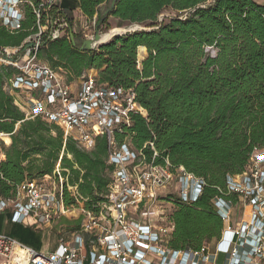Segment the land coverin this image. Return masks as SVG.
Segmentation results:
<instances>
[{
  "label": "trees",
  "instance_id": "obj_1",
  "mask_svg": "<svg viewBox=\"0 0 264 264\" xmlns=\"http://www.w3.org/2000/svg\"><path fill=\"white\" fill-rule=\"evenodd\" d=\"M111 2L59 0L54 8L65 17L76 39L74 11L87 21L97 16L96 27L112 17L121 24L144 25L148 31L113 37L90 52H80L62 37L42 45L37 60L60 71L66 84L95 70L99 83L134 92L146 117L132 114L130 124L114 133V141L143 150L148 162L156 152L155 165L167 161L172 169L183 167L204 181L194 203L166 198L173 206L168 215L173 225L168 247L199 250L221 235L222 222L213 200L226 198L219 190H224L227 176L240 174L251 155L264 150V3L114 0L111 7ZM166 9L174 15L158 22ZM35 33V18L26 14L20 31L11 34L0 27V49L19 47ZM139 47L147 52L140 63ZM207 48L215 50L213 57ZM16 73L12 66L0 65V133L10 138V144L0 149L4 155L0 196L11 197L26 180L55 177L58 181L60 177L66 209L82 204L84 211L97 213L114 171L108 164L106 137H97L94 149L87 152L73 139L65 140L63 132L46 120H26L4 90ZM57 164L59 175L55 174ZM68 187L75 188V196ZM0 233L41 251V233L11 223L6 214L0 215Z\"/></svg>",
  "mask_w": 264,
  "mask_h": 264
},
{
  "label": "built area",
  "instance_id": "obj_2",
  "mask_svg": "<svg viewBox=\"0 0 264 264\" xmlns=\"http://www.w3.org/2000/svg\"><path fill=\"white\" fill-rule=\"evenodd\" d=\"M58 1L0 0L1 28L11 34L20 31L29 13L36 25V33L19 47L0 49L1 55L12 60L0 57V65L17 70L4 90L26 120H46L83 151L93 150L96 138L105 136L108 164L114 166L112 181L99 211L81 209L78 231L52 251H36L0 233V264H264V150L255 151L240 174L227 176L224 190H219L226 198L213 200L222 222L219 239L199 250L170 249L173 225L168 216L157 212L159 190L175 180L176 199L191 204L201 196L205 183L183 167L172 169L167 161L155 165L156 152L148 162L143 150L114 141V133L130 124L132 114L146 117L132 90L110 88L88 73L78 78V87L73 89L60 71L37 60L42 45L62 37L68 40V23L54 8ZM26 44L33 47L25 49ZM205 51L215 55L212 48ZM6 139L10 144L9 135L0 133V141L8 146ZM55 174L59 175V164ZM47 180L53 181L50 186L45 185ZM62 183L60 177L58 181L55 177L26 180L11 197L0 196V215L7 214L11 223L35 230L48 226L69 212L62 201ZM67 190L76 195L74 187Z\"/></svg>",
  "mask_w": 264,
  "mask_h": 264
},
{
  "label": "rangeland",
  "instance_id": "obj_3",
  "mask_svg": "<svg viewBox=\"0 0 264 264\" xmlns=\"http://www.w3.org/2000/svg\"><path fill=\"white\" fill-rule=\"evenodd\" d=\"M255 3L262 5L264 3V0H253ZM109 2H107L105 5L101 6L99 11L102 12ZM174 14L171 10L166 9L163 11V13L158 17V22H161L163 19H168L169 17H172ZM71 18H73L74 21V31L78 34V42H81L83 40L84 36L93 37V35L98 32L100 35L107 34L112 31H116L119 29H128L130 27H137L138 29H146L144 25H129L126 23L121 24L118 20L110 17L107 22L99 27H96L94 22L87 21L86 18L80 17V15H77L76 13L71 14ZM97 19V16H96ZM96 22V21H95ZM97 47V46H96ZM213 51H215L213 49ZM211 54V52H209ZM147 56L146 49L143 52L137 51V60L138 62H142L145 57ZM90 74H94L93 72H90ZM98 75V73H96ZM66 83V81H65ZM70 86H72L73 89H76L78 87V79H73L69 83ZM3 141H0V149L2 148ZM9 145V143H7ZM53 181H44L46 186H50ZM176 189H177V183L175 180L172 181V183L169 186H166L164 189L159 190L158 192V198H161L158 202L157 206V212L162 214L163 218H167V216L172 212L173 206L168 200L166 199L168 196L169 198L176 199ZM82 204H79L78 208L72 207L69 208V212H66L64 215H61L58 218H55L48 226H40V229L37 230L41 233L42 238V246L44 252L52 251L57 244L62 240H68L72 237V235L78 231L80 228L81 221L83 220V216L81 213ZM7 215V214H6ZM221 262V261H220ZM219 262V264H220Z\"/></svg>",
  "mask_w": 264,
  "mask_h": 264
},
{
  "label": "water",
  "instance_id": "obj_4",
  "mask_svg": "<svg viewBox=\"0 0 264 264\" xmlns=\"http://www.w3.org/2000/svg\"><path fill=\"white\" fill-rule=\"evenodd\" d=\"M114 4V0H112L111 2V7L113 6ZM106 13H104L103 17L106 16ZM135 31H148L147 29H138L137 27H135L134 29L132 30H127L125 32H122V33H119V34H114L112 35L107 41L103 42V43H100V44H97L98 41L100 40V37L101 35L96 32L92 38H89V39H84L82 40L81 42H78V39H76L74 37V34L72 32V30L70 29L69 30V34H68V41L69 43L71 44V46L73 48H76L78 49L80 52H90V51H93L95 50L97 47L103 45V44H106L107 42H109L113 37H116V36H122V35H125L127 33H133ZM97 46V47H96ZM33 47V44H26L25 45V49H29V48H32ZM23 54V52H21V55ZM0 57L4 60H7V61H12L10 59H7L5 56L1 55L0 54Z\"/></svg>",
  "mask_w": 264,
  "mask_h": 264
},
{
  "label": "bare ground",
  "instance_id": "obj_5",
  "mask_svg": "<svg viewBox=\"0 0 264 264\" xmlns=\"http://www.w3.org/2000/svg\"><path fill=\"white\" fill-rule=\"evenodd\" d=\"M136 27V26H135ZM135 27H130L128 29H119V30H116V31H112L110 33H107V34H102L101 37H100V40L98 41L97 44H100V43H103L105 41H107L112 35L114 34H119V33H122V32H125L127 30H132L134 29ZM139 51L143 52L145 51V47H139L138 48ZM6 143H8V140L6 139Z\"/></svg>",
  "mask_w": 264,
  "mask_h": 264
},
{
  "label": "crops",
  "instance_id": "obj_6",
  "mask_svg": "<svg viewBox=\"0 0 264 264\" xmlns=\"http://www.w3.org/2000/svg\"><path fill=\"white\" fill-rule=\"evenodd\" d=\"M74 13H76L77 15H80V17L82 18V15H81V13L79 11H74ZM90 72H93L94 74H90ZM86 73H88L90 75H94V76L97 77V75H96L97 71H95V70H89ZM42 248H43V246H42ZM42 248H41V251L43 250Z\"/></svg>",
  "mask_w": 264,
  "mask_h": 264
}]
</instances>
